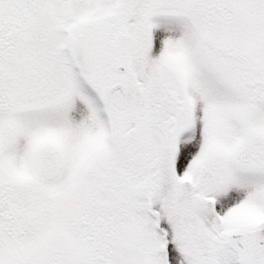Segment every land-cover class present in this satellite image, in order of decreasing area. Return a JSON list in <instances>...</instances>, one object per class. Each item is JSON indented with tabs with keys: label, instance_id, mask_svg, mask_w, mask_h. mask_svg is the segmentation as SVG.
Listing matches in <instances>:
<instances>
[{
	"label": "snow or ice",
	"instance_id": "1",
	"mask_svg": "<svg viewBox=\"0 0 264 264\" xmlns=\"http://www.w3.org/2000/svg\"><path fill=\"white\" fill-rule=\"evenodd\" d=\"M0 264H264V0H0Z\"/></svg>",
	"mask_w": 264,
	"mask_h": 264
}]
</instances>
